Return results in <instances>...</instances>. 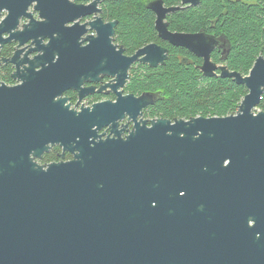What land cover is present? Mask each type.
Here are the masks:
<instances>
[{"label": "water", "instance_id": "obj_1", "mask_svg": "<svg viewBox=\"0 0 264 264\" xmlns=\"http://www.w3.org/2000/svg\"><path fill=\"white\" fill-rule=\"evenodd\" d=\"M100 2L0 0L9 10L0 25V45L15 41L22 53L30 44L29 52L36 54L19 78L21 86L0 87V264H166V258L177 264H210L223 240L238 242L239 252L252 251L245 236L225 233H207L203 251L189 249L183 245L206 242L172 240L174 234L164 237L161 228L164 198H180L182 192L207 198L213 188L231 183L264 184V111L257 112L264 95V57L246 76L218 68L211 60L218 39L205 32L169 31L164 19L178 8L153 1L148 7L158 15L156 29L163 40L203 58L206 78L217 77L219 69L220 77L247 88L237 114L139 120L155 104L149 93H119L116 103L71 108L65 93L76 91L81 102L85 81H95L101 73L117 75V88L137 61L156 68L168 59V51L157 45L131 58L122 56L123 49L116 52L117 21L98 18L81 25L80 19L100 12ZM201 2L182 0L183 5ZM33 5L38 18L28 13ZM22 19L29 21L22 24ZM87 32L96 37L84 39L89 44L83 52L79 41ZM28 92L38 96L28 97ZM37 98L38 103L31 101ZM125 114L135 127L122 138L118 126ZM105 127L113 137L97 134ZM50 144L60 145L74 159L39 165L36 159ZM221 234L222 240L217 238Z\"/></svg>", "mask_w": 264, "mask_h": 264}, {"label": "flooded vegetation", "instance_id": "obj_2", "mask_svg": "<svg viewBox=\"0 0 264 264\" xmlns=\"http://www.w3.org/2000/svg\"><path fill=\"white\" fill-rule=\"evenodd\" d=\"M112 0H101L97 9L100 10L99 13L90 17H83L80 19V24L85 25L90 22L97 20L98 18L102 20L103 23L118 22L115 28V33L113 36L112 44L117 47L116 52L123 49V57L131 58L136 55L140 50L146 48L149 45H157L168 51V59L165 60L164 64H160L156 68H151L149 64H144L140 61L134 63L129 69L128 78L124 86H119L114 88L118 84V77H109L103 73L96 77L95 81H85L82 85V89H86L85 95L83 96L81 102L79 100V94L70 90L65 93V97L69 99V104L71 108L77 107L78 110L81 108H92L96 104H101L104 102L116 103L121 96L132 95L127 91L133 76V70L139 68V66L148 67L151 69H158L167 64V62L172 58L173 52L177 49H182L183 51H178L175 54L177 61L185 66H194L198 69L202 75L203 72L201 67L204 63V59L198 57L191 50L186 47L174 46L170 42L163 40L159 36V32L156 29V20L158 15L153 10L149 9V4L157 0H138L139 4L145 6L153 14V29L156 33L157 41H153L141 47H138L134 51H129L127 47L119 41L118 31L120 26V20L116 18H107V12L109 11L110 2ZM164 8H178L174 12H170L166 15L164 22L168 24L169 31L173 33H183V34H196L199 32H205L207 35L214 36L218 39V45L211 54V60L214 62L218 68L228 67L229 71H233L229 68L228 60L231 53V43L228 39L220 33L217 29L215 22H211L208 28L196 31H178L171 27L172 17L188 9H195L201 6L193 5H183L182 0H176L169 2V0H162ZM203 1V0H202ZM85 6H89L91 2H78ZM5 8L0 5V25L8 16L9 10L7 9L8 4ZM28 13L34 14L35 18H38L37 13L34 10V5L29 8ZM29 20L22 19L21 23L28 22ZM88 30V28H86ZM92 34L96 37L95 32H87L84 34L79 43L82 51L86 50L89 42L84 39ZM4 39L8 38V35H3ZM30 44L24 46V51L18 52L17 43L12 41L5 45H0V87L15 88L21 86L23 83L19 78L23 77V73L29 67V61L36 57V54L29 52ZM21 49V48H20ZM113 54V53H112ZM143 57H140L142 59ZM218 58V60L216 59ZM218 76L220 77L221 72L217 70ZM205 77V76H204ZM206 78V77H205ZM208 78V79H215ZM230 79V78H227ZM233 80V79H231ZM92 90V91H91ZM38 94L26 93V96L33 97ZM142 95V94H141ZM140 96V95H135ZM32 102L38 103L37 99H31ZM80 104L78 105V103ZM153 106V105H152ZM148 108L144 109L142 115L139 116V120H154L147 117ZM135 127V121L125 114V118L119 121L118 130L121 131L122 138L129 135L132 129ZM94 129H97L96 127ZM98 135H103L104 138L113 137L111 135V129L109 127L102 128L97 132ZM74 159V155L70 152H64L60 145H49V151L44 152L41 158L36 159V162L41 166H48L50 164L68 162ZM228 187L223 188H213L210 190L209 196L207 198H197L194 196H187L186 192L181 193L180 198H175L168 201V198L163 200V208L165 212L162 214L163 228L162 232L164 237L170 234L172 235V240H192L197 238L206 243H192L187 246L189 249L201 250L205 249L207 242L210 240L207 233H225V234H235L239 236H245V241L252 246L253 249L250 251L248 248L245 252H239L240 244L238 242L230 243L228 240H223L215 246V249L210 257V264H264V184L260 182H241V183H231L227 185ZM263 188V190H262ZM164 197V196H163ZM153 205L157 203L153 202ZM218 239L222 240L225 235H218ZM218 252L221 256H218ZM225 257L224 259L222 257ZM219 257V258H218ZM243 257L244 259H241ZM164 263L177 264L166 258ZM200 263H204L200 260Z\"/></svg>", "mask_w": 264, "mask_h": 264}, {"label": "trees", "instance_id": "obj_3", "mask_svg": "<svg viewBox=\"0 0 264 264\" xmlns=\"http://www.w3.org/2000/svg\"><path fill=\"white\" fill-rule=\"evenodd\" d=\"M107 18L120 20L118 38L129 51L157 41L153 14L138 0H112ZM211 22L231 43L229 68L248 75L256 60L264 57V0H203L200 7L175 14L171 27L196 31L208 28ZM178 51L183 50L173 52L161 68L139 66L133 70L127 91L156 97L147 117L174 121L233 115L248 94L247 88L227 78H205L194 66L180 64L175 57ZM258 109L264 111V95Z\"/></svg>", "mask_w": 264, "mask_h": 264}, {"label": "rangeland", "instance_id": "obj_4", "mask_svg": "<svg viewBox=\"0 0 264 264\" xmlns=\"http://www.w3.org/2000/svg\"><path fill=\"white\" fill-rule=\"evenodd\" d=\"M244 99V98H243ZM243 99H242V101H243ZM241 101V102H242ZM241 102L237 105V107L235 108V111H233V114H237V112H238V108H239V105L241 104Z\"/></svg>", "mask_w": 264, "mask_h": 264}, {"label": "built area", "instance_id": "obj_5", "mask_svg": "<svg viewBox=\"0 0 264 264\" xmlns=\"http://www.w3.org/2000/svg\"><path fill=\"white\" fill-rule=\"evenodd\" d=\"M260 111V109L257 108V112Z\"/></svg>", "mask_w": 264, "mask_h": 264}]
</instances>
